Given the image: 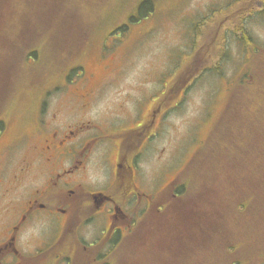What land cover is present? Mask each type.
Segmentation results:
<instances>
[{"label": "rangeland", "instance_id": "1", "mask_svg": "<svg viewBox=\"0 0 264 264\" xmlns=\"http://www.w3.org/2000/svg\"><path fill=\"white\" fill-rule=\"evenodd\" d=\"M33 7L35 17L30 16ZM49 7L38 0H12L11 6L0 8L1 24L7 22L1 43L5 46L0 49V113L4 109L35 119L43 99L45 108L66 118L77 90L84 89L92 91L88 118L108 127L114 121L131 126L141 109L153 110L154 136L141 169L152 177L155 194L164 188L156 197L158 201L165 198V204L161 212L153 209V220L165 227L161 214L165 215V208L170 211L174 198L169 186L186 169L183 182L187 186L200 175V164L209 160L215 167L220 164L214 154L218 137L226 135L222 123L232 127L240 121L232 145L235 152L240 146L247 152L246 141L264 131V0H64L58 1L50 19H39ZM57 12L61 17L55 16ZM26 23L36 24L33 35L23 27ZM77 27L79 34L73 39ZM20 33L39 40L22 55H18L24 52L18 44ZM55 42L68 51L58 55ZM32 50L35 57L28 53ZM196 53L198 68L205 69L165 97L170 83L185 78ZM160 106V112L165 109L163 115L156 112ZM25 130L18 128L20 133ZM12 133L0 141V149ZM260 146L250 148L256 160L264 151V145ZM198 149L200 157L187 168ZM236 157L227 154L223 160L231 168L245 170L244 161ZM249 162L254 163L252 158ZM259 176L264 193V168ZM242 179V183L250 182L248 169ZM249 195L241 198V212L235 206L231 216L213 218L214 226L199 224L181 240L172 241L165 229L154 230L153 243L147 247L145 233H139L131 246L121 249V260L124 264H135L128 263L133 259L137 264H264V196ZM7 200L0 196V240L6 234L8 219L1 212ZM44 228L34 222L31 228H23L21 236L43 233ZM46 230L47 239L55 237L52 229ZM69 234L64 241L71 239ZM35 244L32 238L30 245Z\"/></svg>", "mask_w": 264, "mask_h": 264}, {"label": "flooded vegetation", "instance_id": "2", "mask_svg": "<svg viewBox=\"0 0 264 264\" xmlns=\"http://www.w3.org/2000/svg\"><path fill=\"white\" fill-rule=\"evenodd\" d=\"M91 94L90 89L77 90L66 118L45 108L43 99L35 119L2 109L0 141L13 133L0 149V196L8 198L1 212L8 221L0 264H124L121 249L139 233H145L144 245L151 247L154 230L165 229L153 220V209L161 212L165 198L158 201L160 189L154 193L152 177L141 169L154 136L155 113L143 108L131 126L114 121V128L108 127L88 118ZM161 110L156 112L163 115ZM19 127L28 130L20 133ZM261 141L249 138L245 147L250 150ZM34 222L45 226L43 233L21 236ZM46 228L55 237L47 239ZM181 229L185 234L188 227ZM68 234L71 239L64 241ZM32 238L35 245H30Z\"/></svg>", "mask_w": 264, "mask_h": 264}, {"label": "trees", "instance_id": "3", "mask_svg": "<svg viewBox=\"0 0 264 264\" xmlns=\"http://www.w3.org/2000/svg\"><path fill=\"white\" fill-rule=\"evenodd\" d=\"M40 1L42 4L49 3V5H51V7L45 8L43 11H41L39 19L42 20H46L47 18L50 19L53 16L52 14L58 7V1L64 2V0H38V2ZM9 4L10 6L12 5V0H0V8H6ZM34 10H37V8H32V13L30 15L31 17H35V15L33 14ZM58 15L61 17V14L59 12L55 14V16ZM68 16L69 15L67 14V18ZM8 19L9 17H7V20ZM0 26L3 27L0 34V37H2V40L0 42L1 49L5 46L4 44L1 45V43L3 42V38L5 37L4 33L7 29V22L4 24H1L0 22ZM23 27L32 35L36 30V24L34 23H26V25H24ZM78 29L79 27L73 29V39L78 36ZM116 29H120L119 31L123 32V28L117 27ZM38 41V36H33L32 38L31 35H23V33H20L18 44L23 45L24 52L20 51L18 55H22L23 53L25 54V52L27 51L26 47L33 46L34 44H37ZM55 46L58 50V55L60 56L62 55L61 52L65 53L68 51L67 49H64L63 45L61 46L60 44H57V42H55ZM28 53H30L29 55H32L34 57L36 56V53L33 50ZM197 60L198 53L194 55V57L189 62L188 68L185 69V78L182 79L181 77H177L175 81L170 83L167 91L165 92V97L172 96L174 93L173 91L181 87L186 79L188 80V78L190 77H193V79L198 77V75L205 69L204 66H202L201 69L198 68ZM72 72H74V70H72ZM5 74H7V72ZM182 74L183 72L179 76H181ZM169 88L172 91L168 92ZM221 126L225 128L224 132L226 133V135L222 134V137H218L217 143L219 149L215 151L216 153L214 154L215 159H217L220 164L215 167L211 164L212 162L210 160L200 164L198 167L200 175L197 174V178L194 181L195 183L191 182L187 186L186 183L183 182V177L187 170L186 169L184 173H181V175L179 174L180 176L177 180L174 181V184H171L169 186V190L172 188L174 189V198L172 200L173 205L169 207L170 211L168 212L167 208H165V232L169 233L171 240L174 242L181 240V236L184 234L183 229L181 228L187 226L188 229L186 230H191L193 229V227H197V225L199 224H201V227L203 228L214 226L211 222L213 218L214 220L212 221H216L222 215H230V213H232L230 209H233L235 206L237 207V212H241L240 210H238V207L242 206L244 203L243 201H241L242 197L247 198L248 196H250L249 194H255L256 197L259 195H261V197L264 196L261 187L262 178L260 179L259 176V172H261V169L264 168V151L259 152L261 156H258L257 160L253 156V149H250L249 152L247 150L246 152L244 148L240 146V149L236 152L235 150L232 151L234 133L239 129L240 121L235 122L232 127H229L227 123H222ZM221 126L218 125L216 129ZM262 138H264V131L257 135L256 138L252 137V139L256 140ZM261 142H264V140H262ZM201 153L202 150L199 149L195 152L192 161L187 164V168L194 165V162L200 157ZM227 154L231 157L232 155L236 154L237 157L235 158V160L244 161V163H242L246 166L245 170H242L243 167L240 166H236L238 167V169H236L235 166L231 168V166L229 165L230 163H227V161L223 160V158L226 157ZM247 155H249V158L247 157ZM251 158L253 159L254 163L249 162ZM258 160L259 162L256 163ZM247 169L249 171L250 182L242 183L244 171H246ZM202 172L205 173L201 175ZM190 188H192L193 190ZM169 204H171V202ZM200 218L202 219L200 220ZM223 222L224 220L220 224H217V222H215V226H221Z\"/></svg>", "mask_w": 264, "mask_h": 264}]
</instances>
